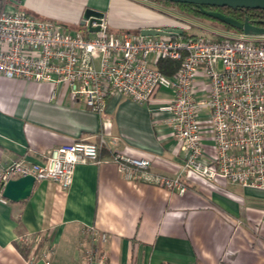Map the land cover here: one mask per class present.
I'll return each instance as SVG.
<instances>
[{
    "label": "crops",
    "instance_id": "obj_1",
    "mask_svg": "<svg viewBox=\"0 0 264 264\" xmlns=\"http://www.w3.org/2000/svg\"><path fill=\"white\" fill-rule=\"evenodd\" d=\"M88 7L105 12L109 29L175 25L170 12L145 0H0L2 11L53 20L67 32L87 31ZM149 106L116 91L101 115L73 98L68 84L0 75V173L14 161L43 163L51 149L77 141L103 138L100 156L108 158L78 164L69 187L39 180L19 202H4L0 192V264H46L44 231L55 244L51 264H77L89 225L109 235L105 264H264V190L190 175L180 195L128 180L109 160L120 151L149 158L154 172L179 173L183 158L170 128ZM23 233L37 242L26 255L18 248Z\"/></svg>",
    "mask_w": 264,
    "mask_h": 264
},
{
    "label": "built area",
    "instance_id": "obj_2",
    "mask_svg": "<svg viewBox=\"0 0 264 264\" xmlns=\"http://www.w3.org/2000/svg\"><path fill=\"white\" fill-rule=\"evenodd\" d=\"M104 19L93 21V27L100 25L98 31H89L87 22L86 32H67L53 20L0 10V75L68 84L73 98L84 99L101 115L116 91L149 104L155 116L163 114L161 121L183 158L181 170L175 175L154 172L149 158L112 151L109 160L128 180L180 195L187 192L190 175L264 190V35L209 31L213 36H142L111 32ZM184 21L172 27L184 31L190 27ZM162 59L178 62V67L167 74L159 69ZM163 91L166 96H159ZM104 146L103 138L77 141L51 149L43 163L14 161L0 173V192L9 178L26 175L69 187L78 164L108 159L100 156ZM108 238L107 232L84 226L77 264H105ZM18 239L34 244L30 233ZM51 240L44 231L40 255L46 264L55 250Z\"/></svg>",
    "mask_w": 264,
    "mask_h": 264
},
{
    "label": "water",
    "instance_id": "obj_3",
    "mask_svg": "<svg viewBox=\"0 0 264 264\" xmlns=\"http://www.w3.org/2000/svg\"><path fill=\"white\" fill-rule=\"evenodd\" d=\"M171 2L192 3L197 5L200 12L210 16L222 23L230 25L235 29L241 30L246 35H264V26H259L246 18L240 20L230 15H226L219 10L207 9L205 6L213 7H232L237 8H252L264 9V0H166ZM105 18V12L88 7L81 19V24L86 25L88 22L89 31L94 32L100 29V25L92 26L93 21L101 23ZM142 36H176L182 35L184 31L175 27L167 26L162 28L144 27L138 30ZM36 179L33 175H26L17 178H12L3 184L1 195L13 202H19L27 199L32 194Z\"/></svg>",
    "mask_w": 264,
    "mask_h": 264
},
{
    "label": "trees",
    "instance_id": "obj_4",
    "mask_svg": "<svg viewBox=\"0 0 264 264\" xmlns=\"http://www.w3.org/2000/svg\"><path fill=\"white\" fill-rule=\"evenodd\" d=\"M153 1H157V2H162L165 4H173L176 7H178L182 12L193 16L195 18H210L211 20H214L218 23H220L222 26H224L225 28L231 29V30H235L238 32H242L239 29H235L233 27H230V25L222 23L219 20H216L210 16L204 15L203 13L200 12L199 8L197 7V5L192 4V3H183L182 2H171V1H166V0H153ZM207 9H213V10H219L221 12H223L226 15H230L233 16L235 18H238L240 20H244L245 17H249L250 21L258 24L259 26H264V9H252V8H237L234 9L232 7H213V6H205ZM174 19L176 20L175 24L178 25H184L185 21L180 19V18H176L174 17ZM192 26L188 27V28H184V33L182 35V37L184 39H187L189 37H195L198 35H208L207 32H205L206 30H203V32H194L192 31ZM176 67H178V62H174L171 60H167V59H162L160 60L159 63V69L162 70L163 72L167 73V74H171ZM19 250L23 253V255L28 254V245H24V246H20L18 245Z\"/></svg>",
    "mask_w": 264,
    "mask_h": 264
},
{
    "label": "rangeland",
    "instance_id": "obj_5",
    "mask_svg": "<svg viewBox=\"0 0 264 264\" xmlns=\"http://www.w3.org/2000/svg\"><path fill=\"white\" fill-rule=\"evenodd\" d=\"M145 2L151 3L152 5H155L161 9H164L165 11L170 12V14H172L176 18H181V19L186 20L187 24L189 26L194 27V28H192V31H194V32H203V30H206L205 32H207L208 35H212V33H211L212 31L227 32V33L237 32L235 30L225 28L220 23H218L214 20H211L210 18L209 19L208 18H200L199 19V18H195L193 16H190V15L182 12L178 7H176L173 4H165V3L157 2V1H153V0H145ZM166 17H169V19L171 21H174V23H176L175 22L176 20L174 19V17H170V16H166ZM110 30H111V32H115V33H124V32H129L131 34H138L139 33L136 30H127V29H120L119 30L117 27H112L111 25H110ZM209 31H211V32H209ZM207 142H212V141H207Z\"/></svg>",
    "mask_w": 264,
    "mask_h": 264
},
{
    "label": "flooded vegetation",
    "instance_id": "obj_6",
    "mask_svg": "<svg viewBox=\"0 0 264 264\" xmlns=\"http://www.w3.org/2000/svg\"><path fill=\"white\" fill-rule=\"evenodd\" d=\"M246 18H249V17L247 16V17H245V19H246ZM249 20H250V18H249Z\"/></svg>",
    "mask_w": 264,
    "mask_h": 264
}]
</instances>
